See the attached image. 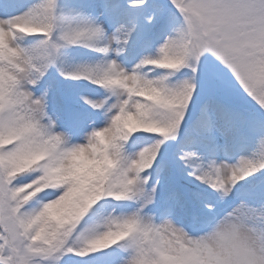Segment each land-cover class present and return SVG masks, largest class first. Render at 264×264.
<instances>
[{
    "label": "snow or ice",
    "instance_id": "obj_1",
    "mask_svg": "<svg viewBox=\"0 0 264 264\" xmlns=\"http://www.w3.org/2000/svg\"><path fill=\"white\" fill-rule=\"evenodd\" d=\"M0 264H264V0H0Z\"/></svg>",
    "mask_w": 264,
    "mask_h": 264
},
{
    "label": "trees",
    "instance_id": "obj_2",
    "mask_svg": "<svg viewBox=\"0 0 264 264\" xmlns=\"http://www.w3.org/2000/svg\"><path fill=\"white\" fill-rule=\"evenodd\" d=\"M34 38H36V37L30 38V39L32 40ZM69 51H70V49H69ZM71 51H73V52H71ZM71 51L70 52L73 53V60H77L78 63L91 62L92 60L95 59V57H92V55L95 56V54H90L89 50H87V49L76 48V49L71 50ZM85 54H87L88 56H85ZM65 66L68 67V68H71L72 64L71 63H66ZM158 71H162V70H158ZM184 71L187 72L189 70L185 69ZM180 78L182 79V78H186V77L181 76ZM82 81H86V80H82ZM77 82H79V81H77ZM240 103H241V105L243 107H245L249 111H254L255 110L254 107H253V104L247 99L242 98V100H240Z\"/></svg>",
    "mask_w": 264,
    "mask_h": 264
},
{
    "label": "rangeland",
    "instance_id": "obj_3",
    "mask_svg": "<svg viewBox=\"0 0 264 264\" xmlns=\"http://www.w3.org/2000/svg\"><path fill=\"white\" fill-rule=\"evenodd\" d=\"M36 39H39L38 37L32 39V40H36ZM71 50H74V49H70ZM69 49L66 50V58H65V64L66 63H71L72 64V67L76 64H80L77 62V60H73V51L70 52ZM85 56H88L87 54H85ZM94 59V58H93ZM60 79H63L62 77ZM80 82V83H79ZM73 81V85L77 88V90L83 94V95H92V96H97V92H96V89L97 88H93L95 87L96 85L92 84L90 81ZM89 86V87H86V86ZM99 91L103 92L104 90L103 89H100ZM242 100V98L240 99Z\"/></svg>",
    "mask_w": 264,
    "mask_h": 264
}]
</instances>
